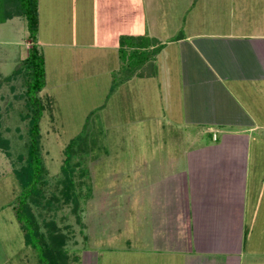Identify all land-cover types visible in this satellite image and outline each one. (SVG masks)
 I'll use <instances>...</instances> for the list:
<instances>
[{
	"label": "rangeland",
	"instance_id": "obj_1",
	"mask_svg": "<svg viewBox=\"0 0 264 264\" xmlns=\"http://www.w3.org/2000/svg\"><path fill=\"white\" fill-rule=\"evenodd\" d=\"M39 1L38 49L47 81L43 95L51 99V112L43 118V145L51 173L60 172L69 143L90 141L92 198L80 213L81 222L70 207L61 212L59 222L68 228L69 247L77 251L80 264H184L185 255L206 253L214 246L228 252L240 248L246 264H264V127L259 137H238L244 152L235 154L225 146L229 132L249 126L247 116L264 126L261 93L254 95L250 88L251 83L261 88V81L235 80L229 85L234 92L249 86L244 99L257 103L259 98L253 107L257 117L248 106L234 103L201 113L200 97L193 96L196 79L190 73L194 53L182 44L186 41L168 43L231 30L249 37L264 35V0H137L131 25L142 35L145 28L162 29L156 37L168 43L157 62L150 61L144 69L133 64L137 59L130 54L121 58L120 49L97 48L103 39L93 0ZM118 1L121 14L135 3ZM26 37L22 18L0 24L1 77L12 74L17 58L28 56ZM197 39L206 62L225 60L216 56L215 45ZM10 91V84L0 88V113L5 127L11 128L5 137L14 140L17 126L25 122L7 112L14 101ZM233 119L237 128L226 129ZM16 141L11 158L0 151V264H32V259L39 264L24 244L10 206L17 184L11 164L23 144Z\"/></svg>",
	"mask_w": 264,
	"mask_h": 264
},
{
	"label": "trees",
	"instance_id": "obj_2",
	"mask_svg": "<svg viewBox=\"0 0 264 264\" xmlns=\"http://www.w3.org/2000/svg\"><path fill=\"white\" fill-rule=\"evenodd\" d=\"M38 5V0H0V24L22 18L32 44L25 59L17 58L12 74L7 77L0 75V88L10 84V92L14 95V101L8 103L7 112L12 110L21 122H25L17 126L18 135L12 140L5 137L11 128L5 127L4 116L0 113V151L11 158L13 144L18 146L16 140L23 141L16 160L11 164L17 184L10 206L15 212L26 247L39 264H80L82 261L77 251L69 247L68 228L59 227V222H63L64 217L60 214L68 207L81 222L80 213L92 198V176L87 162L91 152L90 141L78 138L69 143L62 153L60 172L51 173L48 153L43 145V118L46 112H51V99L43 95L47 81L45 61L38 49ZM178 40L183 38L173 39ZM166 46L167 43L149 34L122 35L119 39L121 58L130 54L133 60L137 59L133 64H137L138 69H144L150 61L156 63ZM21 90L24 92L21 93ZM30 261L35 264L33 259Z\"/></svg>",
	"mask_w": 264,
	"mask_h": 264
},
{
	"label": "crops",
	"instance_id": "obj_3",
	"mask_svg": "<svg viewBox=\"0 0 264 264\" xmlns=\"http://www.w3.org/2000/svg\"><path fill=\"white\" fill-rule=\"evenodd\" d=\"M39 1V0H38ZM131 0L128 1V3ZM40 2V1H39ZM77 2L80 4V0H77ZM93 7L91 9L94 10V14L100 13V16H106L109 15V18L104 20V17L100 18V16L96 15L94 19L98 17L99 22L101 23L99 26L100 35L103 41L101 44L97 46L98 49H120L119 48V38L122 35H131V36H139L142 35L141 33H138V26L131 25L132 21L130 20L131 14L135 15V9L138 10L137 0H135V3H133L126 7L125 13L121 14L119 12H122L120 7L116 6L115 2H119L118 0H93L91 1ZM125 1L123 0V4ZM80 7V6H79ZM125 8V7H124ZM133 8V10H132ZM40 11V9H39ZM101 11V12H100ZM117 11V13H116ZM149 14V11H148ZM136 16V15H135ZM150 18H152V14L149 15ZM137 17V16H136ZM132 19V18H131ZM137 19V18H136ZM138 20V19H137ZM146 21V20H145ZM132 26V27H131ZM135 26V27H134ZM150 26V24H149ZM159 31V29H158ZM155 30H152L150 28H145V31L143 34H149L150 36L156 37L157 32ZM97 32V31H95ZM163 33L162 29L159 31V33ZM233 30L230 31L227 35L223 34H199L196 35V39L192 37H185L186 39L173 41V39L169 40L168 43H175L178 42H184L182 44H187L189 47H191L193 51L194 57L191 59L194 66L192 69L193 73V79H196L195 84L198 93H196L193 90V96L197 97L199 95L200 97V105L197 103L198 107L201 106V113H209L210 108L212 107V111L216 112V108H219L221 111L222 108L225 107L226 104L231 103L232 105H246L249 107V111L251 113H254L253 107L255 105L259 104V98H257V103L248 102L249 100L244 99L245 96H249L250 89L248 90L249 86L244 87L242 91H237L234 88H230L232 85V81H241V80H258L261 81V88H259L258 85H255L251 83L252 90L254 95H259L261 93V110L264 108V35L260 34L259 36H243L238 35L239 33L233 34ZM202 37V39H206L208 44L215 45L214 49L216 51V56L220 55L219 57L224 56L225 60L221 61L218 64H213L210 62H206L203 58L200 57V43L197 38ZM160 41H162L161 37H157ZM118 39V40H116ZM27 45L26 49L29 50V40H28V34L26 37ZM163 42V41H162ZM194 42V43H193ZM197 42V43H196ZM165 43V42H163ZM167 43V44H168ZM199 45V48L196 46ZM38 45H40V41L38 40ZM211 49V47H210ZM214 51V50H213ZM219 51V52H218ZM213 53V52H212ZM161 54V53H160ZM159 54V55H160ZM196 56V57H195ZM205 56V55H204ZM158 60V58H157ZM195 61V62H194ZM203 65V69H199L200 63ZM198 67V69L196 68ZM198 74H201L200 76ZM197 75V76H196ZM204 76V78L201 76ZM226 81L228 84L226 85ZM230 85V86H229ZM248 93H247V92ZM258 93V94H257ZM196 95V96H195ZM213 95V99L210 97ZM202 96V98H201ZM237 96H240L241 100L237 101ZM243 97V98H242ZM243 99V100H242ZM234 103V104H233ZM196 104V103H195ZM231 105V106H232ZM260 106V105H259ZM255 114V113H254ZM257 117V113L255 114ZM255 118V116H254ZM252 119L250 116H247V119L250 121L248 123V127L245 128H237L234 126V119L233 124H228L229 130L234 129L235 132H229L227 134L229 137L227 140H225V146L229 147L231 151L240 150L244 152L241 148H238V141H241L238 137L243 135H248L250 138L251 135H253L251 138H254V134H258L259 137L261 135V127H264L257 121V119ZM256 120V121H255ZM214 124H212L213 128ZM208 128V127H207ZM228 130V131H229ZM215 134V133H214ZM234 136H237V138H234ZM213 136V140H214ZM261 140V139H260ZM215 141H219V137L217 135V139ZM236 141V143L234 142ZM227 157L229 158L232 153L227 150L226 152ZM230 154V155H229ZM244 154V153H243ZM247 157V153L245 154ZM230 197H228V191L226 193L225 197V204L228 202ZM222 214V213H221ZM224 213L220 215V218L223 220ZM212 224V223H211ZM195 231V230H194ZM214 236L212 239H209L208 245H210L213 241ZM186 251V250H185ZM176 252H179L176 250ZM180 253V252H179ZM247 259L243 257V254L240 253V248L237 252H228L227 250H221L218 251L216 247L214 246L209 251H206V253H200V254H187L185 255L184 264H246Z\"/></svg>",
	"mask_w": 264,
	"mask_h": 264
}]
</instances>
